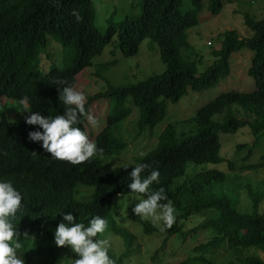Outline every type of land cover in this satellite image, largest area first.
Here are the masks:
<instances>
[{
	"label": "trees",
	"instance_id": "16d2710c",
	"mask_svg": "<svg viewBox=\"0 0 264 264\" xmlns=\"http://www.w3.org/2000/svg\"><path fill=\"white\" fill-rule=\"evenodd\" d=\"M182 4V0H140L137 13L125 16L116 26L101 31L94 24L96 9L92 0H0V97L16 102L26 100L29 110L35 109L41 115L63 113L66 106L58 100V88L73 87L77 74L91 64L92 58L102 52L113 36L118 39L116 46L125 55L137 53L144 39L156 43L164 65L161 73L136 83L111 84L104 79V88L87 96L85 110L94 99L108 100V116L95 137L102 152L78 164L53 158L43 149L41 153L36 152L27 133L38 130V126L26 124V116H18L15 108L4 114L0 106V175L11 180L16 189L28 191L25 201L34 216L32 227L26 230L23 225L20 227L24 233L19 237L22 248L17 254L24 263L70 264L68 257L63 256L66 249L52 244L50 232L54 221L61 213L73 212L80 218L79 223L86 225L93 214H106L113 195L130 193L127 172L143 163L147 167L140 173L141 177L152 169L158 170L159 182L149 188L153 191L162 188L166 200L159 203L170 200L174 208V222L164 228L160 248L167 237L181 230L182 218L186 219L201 209L214 210L213 216L190 230L211 227L210 239L194 247L201 253L175 264H214L204 252L223 244L230 249L236 264H264V258L243 251L254 248L264 253V212L258 211L263 191H251L247 187L252 211L240 213L227 199L210 189L212 181L225 180L226 175L221 170L202 169L175 183L176 178L186 174L189 161L200 164L223 160L218 154V131L235 132L247 125L254 137L264 135V18L255 20L247 13L243 14V23L251 31V35L244 39H239L235 31L221 32L220 47L211 51L213 61L200 71L197 67L200 59L191 56L186 30L198 23L202 0H189V8L185 10ZM221 7V0H209L208 9L212 14H217ZM49 37H53L64 50L61 55L64 66H52L50 70L42 71L40 55L46 50ZM242 47L252 51L247 73L254 80L253 90L224 92L197 108L192 116L181 121L193 122L196 125L194 131L180 140L174 136V127L167 125L154 147L137 157L134 166L109 170L99 161L98 156L118 154L127 145L115 131L130 113L131 106L127 102L138 108L139 130L152 131L166 113V101H177L188 89L200 91L215 85L229 71L230 54ZM93 74L100 79L97 73ZM61 80L64 84L58 83ZM234 106L241 108L243 115L238 114ZM215 114L221 115V119H214ZM85 119L86 115L80 116L75 126L86 134ZM237 147L245 148L246 144ZM250 152L248 148L244 158ZM9 158L17 159L27 169L10 171L6 165ZM229 167L235 169V163L231 162ZM242 167L264 168V162ZM78 183L94 187L89 201L74 198ZM18 217L23 224L22 217ZM142 227L146 232L160 230V226L153 224H143ZM120 234L126 247L114 257L115 263L122 262L129 255L132 242L128 231ZM72 256L76 258L74 253Z\"/></svg>",
	"mask_w": 264,
	"mask_h": 264
},
{
	"label": "rangeland",
	"instance_id": "374dc122",
	"mask_svg": "<svg viewBox=\"0 0 264 264\" xmlns=\"http://www.w3.org/2000/svg\"><path fill=\"white\" fill-rule=\"evenodd\" d=\"M221 1L222 7L219 12L212 14L208 9L209 0H202V8L197 14L198 23L186 30L187 41L192 50L191 56L196 60L200 59L197 63L200 71L213 61L211 51L220 47L219 35L221 32L225 30L235 31L239 39H244L251 35V31L243 23V14L247 13L249 17L255 20L264 18V0ZM92 2L96 9L94 24L98 29L104 31L109 26H116L125 16H132L137 13L140 0H92ZM182 3V9L189 8V0H182ZM49 39L55 41L53 37H49ZM54 41L49 40L45 50L46 53H42V60L40 61L42 71L50 70V67L55 65L59 68L63 67L59 61H61L64 50L58 45V42L55 43ZM207 41L210 44H207ZM115 44L116 38L114 36L112 41L104 46L102 52L92 58L91 65L77 74L76 83L72 87L74 91L82 93L85 97L88 94H93L94 91L102 90L104 79L112 84L136 83L164 70L156 43L148 39L142 40L137 53L131 56H124L121 50L115 47ZM251 56L252 51L247 47L233 51L229 56L227 75L219 79L215 85L200 91L188 89L177 101H167L166 113L153 129L154 136L151 135L152 131L145 130L141 132L138 130L135 124L139 117L138 108L127 102L126 104L131 106L130 113L121 120L119 128H116V134L124 139L127 146L121 153L98 156L99 161L108 169L124 164L133 165L136 157L145 154L154 147L159 140L158 134L168 122L183 120L192 116L197 108L221 93L253 90L255 88L254 80L247 73ZM93 73H97L103 81ZM1 100L4 104L2 110L4 114H8L14 108L18 116L21 115L22 118L30 114V110L24 102H16L5 98H1ZM108 105V100L90 102L85 113L89 111V114L97 122L101 121V126L91 127L86 120L85 128L98 131L105 124ZM234 107L238 109V114L243 115L241 108ZM101 118L103 119L101 120ZM214 119H221V115L215 114ZM195 126L193 122L174 124L175 138L180 140L185 134L194 131ZM88 139L93 141L91 137ZM218 141V154L223 159L221 162L198 164L189 161L186 163V174L176 178L175 183L180 182L186 175L194 174L196 171L216 168L225 173L226 177L224 181H212L211 191L227 199L238 212H251L252 199L247 187L251 191L264 192V168L246 169L242 165L264 162V135L254 137L249 126L244 125L235 132L218 131ZM238 144H246V147L238 148ZM248 148L251 152L248 157L244 158ZM231 162L235 163L236 166L233 170L229 167ZM77 185L79 193L75 194V198L80 200L90 199L92 188L83 184ZM130 196L131 193L112 197L110 209L106 215L105 232L97 235V238L108 241V252L113 257H118L126 247L120 232L128 231L132 237L129 255L123 262L116 264H175L189 258V256L199 255L201 251L194 249V247L199 243H206L212 236L210 226L202 229L196 228L195 231L190 232L199 223L213 216V214L211 215L214 212L213 209H201L192 213L186 219L182 218L179 224L181 230L167 237L164 247L158 249L164 239V232L161 230L146 232L143 229V224L148 222V224H151L152 222L131 213V207L138 201L130 199ZM258 211L264 212V195L259 200ZM117 228L121 230H117ZM245 249L243 251L264 258V253L258 249ZM68 251L71 250L68 248ZM230 252L227 245L223 244L214 249L208 248L204 255L208 259H212L214 264H236L232 259L234 256ZM71 262L72 260H70V264Z\"/></svg>",
	"mask_w": 264,
	"mask_h": 264
},
{
	"label": "clouds",
	"instance_id": "9594fccd",
	"mask_svg": "<svg viewBox=\"0 0 264 264\" xmlns=\"http://www.w3.org/2000/svg\"><path fill=\"white\" fill-rule=\"evenodd\" d=\"M49 40L54 41L53 39L48 38V42ZM117 40L118 39L116 38V41ZM54 42L57 43L56 41ZM207 44H210V42L207 41ZM115 47L118 48L116 44ZM44 52L45 51H43L42 53ZM42 53L40 55L41 60ZM122 54L124 56H131L125 55L123 52ZM61 61L63 62L62 58ZM61 61L59 62L63 65ZM54 67L57 66L55 65ZM58 83L64 84V81L61 80ZM103 83L105 85V82ZM88 95L84 97L82 93L74 91L71 86H64L62 88H58V100L64 106H66L62 114L48 116L41 115L39 111L35 112V109H33V111L30 110V114L25 117V123L28 125L38 126V130L29 131L27 133V138L30 141L34 142L31 144H33V146L35 147L34 150L36 152L41 153V150L43 149L53 158L66 160L72 164H78L83 161L90 160L92 157L102 152V150L99 149L95 143V137L105 124L98 131H92L85 128L86 134L79 127L75 126L79 122V117L85 115V122L87 120L88 124L91 127L101 126V121L97 122V120L89 114V111L85 114L84 101H86ZM1 98H8L4 96L0 97V106L1 110H3L4 104L2 103ZM99 100L100 99H98L97 101ZM21 102H24L27 107L30 108L26 100H21ZM89 104H87L86 108ZM107 116V114L106 117L104 116L105 123ZM103 118H101V120ZM181 121L182 120L168 122L165 127L169 124L174 127V124H179ZM181 123L186 122L183 121ZM135 124L137 125V121L135 122ZM173 131L176 132L175 128H173ZM151 135L154 136L153 130ZM89 137L93 138V141H90L88 139ZM118 137L124 141L122 137ZM6 165L10 168V171L18 168L27 169L20 161L14 158L7 159ZM134 165H136V161L133 165L124 164L123 168L126 169L128 168V166ZM146 167V164L140 163L134 167H131V170L127 172V175L130 178V182L127 184V189L131 193L130 199L138 201L131 207V213L133 215L140 216L141 219L150 220L153 224L160 226V230L163 231L164 228L170 227L174 222V208L170 200H168L166 203H159L160 201L166 200V196L162 188L154 191L150 190L149 188V186L154 182H159L158 170L152 169L148 175L141 177L140 173L144 171ZM5 171L8 172L7 170ZM3 175L4 174L0 175V264H26V262L24 263L23 259L21 258V255H18L17 252L22 248V243L19 237L24 232L22 228H20L21 225H23L24 230L34 225V216L32 209L28 204H26L25 201V197L26 194H28V191L24 192L19 188L16 189L13 186L12 181L4 179L5 177ZM86 186L92 188V194L90 197L91 199L94 187L89 185ZM77 187L78 185L75 186L74 198L75 194L79 193L77 191ZM119 194L120 193H117L116 195ZM75 199L79 201L90 200H80L77 198ZM107 213H104L102 215L93 214L86 225L84 223H79L80 218L77 217L73 212L61 213L54 221L51 228L50 233L52 244L54 243L57 247L63 246L66 249V251L63 252V256L66 258L68 257L69 260H72L71 264H116L114 261L115 258L108 252V241L106 239L97 238L98 234H103L105 232ZM19 215L20 218L22 217L24 221L23 224H21L20 222V219L18 217ZM68 248L71 251H68ZM158 249H161L160 246ZM73 253L75 254L76 258L72 256ZM108 253L110 254L111 259L108 256ZM124 259L122 260V262L124 261Z\"/></svg>",
	"mask_w": 264,
	"mask_h": 264
},
{
	"label": "bare ground",
	"instance_id": "6f19581e",
	"mask_svg": "<svg viewBox=\"0 0 264 264\" xmlns=\"http://www.w3.org/2000/svg\"><path fill=\"white\" fill-rule=\"evenodd\" d=\"M33 188H31V190H32Z\"/></svg>",
	"mask_w": 264,
	"mask_h": 264
}]
</instances>
